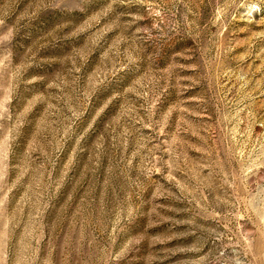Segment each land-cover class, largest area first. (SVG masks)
<instances>
[{
	"label": "rangeland",
	"instance_id": "rangeland-1",
	"mask_svg": "<svg viewBox=\"0 0 264 264\" xmlns=\"http://www.w3.org/2000/svg\"><path fill=\"white\" fill-rule=\"evenodd\" d=\"M0 264H264V0H0Z\"/></svg>",
	"mask_w": 264,
	"mask_h": 264
}]
</instances>
